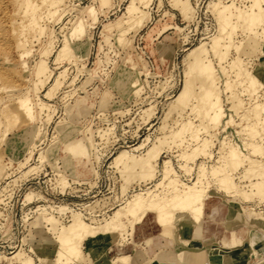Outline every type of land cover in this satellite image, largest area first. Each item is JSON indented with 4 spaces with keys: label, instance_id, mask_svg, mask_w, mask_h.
Masks as SVG:
<instances>
[{
    "label": "rangeland",
    "instance_id": "1",
    "mask_svg": "<svg viewBox=\"0 0 264 264\" xmlns=\"http://www.w3.org/2000/svg\"><path fill=\"white\" fill-rule=\"evenodd\" d=\"M130 1L108 0L102 5L100 0H65L53 14L40 4L37 24L22 27L29 22L21 12L23 0H0V264H26V259L31 264H58L54 255L58 223L69 225L76 216L96 225L116 221L115 212L137 193L146 198L147 192H159L168 199L173 176L188 184L205 182L200 217L212 223L209 231L199 240L190 239L193 218H188L187 231L181 232L172 224V233L165 235L161 233L163 226L153 220L154 213H146L135 223L131 218L107 240L102 235L96 237L94 251L105 257L100 264L119 258V252L129 257L128 252L138 248L146 251L149 261L163 257L173 262L178 254L186 253L180 258L191 264H205L207 258L209 264L220 263L217 253L233 254L242 241L247 239L249 244L251 235L258 254L253 250L250 254L264 258L260 245L264 242V194H260L264 192V143L258 160L233 171L236 189L227 191L217 181L228 172L221 161L225 148L250 152L243 145L246 118L241 114L244 108L252 109L256 101H264V71L256 93L250 94L238 84L241 76H234L231 61L241 58L251 71L261 66L258 57L262 48L243 55L235 51L234 44L249 33L246 23L236 19L226 59L219 67L211 51V38L219 22L216 4L234 2L245 12L251 1L190 0L187 7L186 0H151L147 6L138 3L140 11L126 15ZM262 6L264 14V2ZM88 7H93L99 18L77 38L71 34L72 27L81 18L92 22ZM262 28L264 23L253 30L261 32ZM66 42L68 48H64ZM202 43L210 49L224 109L218 125L209 132L201 128L197 111L201 105L197 98L206 85L200 88L198 75L189 78L186 74L198 55L195 48ZM41 60L46 69L37 78L35 71ZM225 80H234L241 100L237 112L233 100L227 99ZM190 81V96L184 105L178 96ZM22 95L30 97L34 108L30 117L15 106L16 98ZM39 101L47 104L42 110L37 106ZM6 104L19 115L17 120L2 111ZM178 131L183 132L181 138ZM204 139V154L193 161L181 157L182 151L190 153ZM152 148H158V153L152 160L155 169L151 176L141 173L140 164L129 173L123 172V163L146 158ZM121 151L124 156L118 160ZM165 161L175 168L169 178L163 177ZM217 206H222L218 217L214 216ZM42 213L52 214L55 222L41 218ZM218 221L223 222V235L203 243L205 237L216 235L213 223ZM219 239L230 240V246L220 248ZM81 244L78 261L87 257L84 247L88 252V240Z\"/></svg>",
    "mask_w": 264,
    "mask_h": 264
},
{
    "label": "bare ground",
    "instance_id": "2",
    "mask_svg": "<svg viewBox=\"0 0 264 264\" xmlns=\"http://www.w3.org/2000/svg\"><path fill=\"white\" fill-rule=\"evenodd\" d=\"M64 1L65 0H23L21 12L24 16L27 17L29 22L27 25H22V27H34L37 24V11L39 10L40 4L42 6H45L50 14H53L57 11V8ZM100 1L102 5L108 4V0ZM250 1V8L245 12L242 11L234 2L223 3L220 5L218 3L216 4L217 12L219 13V22L217 31L211 38V51L217 57L219 67L222 68V62L226 59V55L230 46L229 43L236 29V26L234 25V19L246 23V27L247 30H249V33L246 35L245 39H243L237 44H234V49L239 55H243L248 53L247 50L253 52L257 48L261 47L262 50L258 59L262 67H256L249 71L247 68L244 67V63L239 57L233 59L231 61V64L233 66L234 76H241L239 78L238 84L243 88V90H247L250 94H254L258 91L262 84L259 80V75L264 71V39L260 38V35H264V28H262L261 32H258L257 30L253 29L256 28L259 24L264 23V14H262V2L264 1ZM150 2L151 0H131L126 7L125 14H135L140 11L138 3H142L144 6H147ZM189 2L190 0L185 1L187 7L189 6ZM87 13L91 17L92 22L88 24L86 23V21H84L83 18H81L77 22V24H75L71 29V34H75L77 38H80L86 33L87 25H90L92 27L99 18L98 12L93 7H88ZM128 19L130 18L127 17L126 20ZM122 20L125 21V17H122ZM2 27L3 24L0 20V34L2 32ZM103 30H106V28ZM68 46L69 44L66 42L64 48H68ZM195 49L198 51V55L194 56L192 61L189 63L186 74L189 76V78L193 77L194 74H197L202 81L199 86L200 88H202L204 84L206 85L204 91L201 92L199 98H197V101L201 102V105L197 108V111L201 117V128H203L206 132H209L218 125L220 118L223 116L224 109L221 97L222 90L218 85L219 78L215 75L216 68L212 59L210 58V49H208L203 43L197 46ZM192 52L193 51L189 52V55L192 54ZM23 64H26L25 61L23 62ZM45 69V61L41 60L38 63V66L35 71V75L37 76V78H40L42 76ZM233 81L225 80L224 89L226 91H229L227 99L233 100L232 107L234 111L237 112L239 108H241V100L238 99V93L235 89V84L233 83ZM133 84H135V82H133ZM191 84L192 82L190 81V85L186 86L178 96L179 102L184 105L187 104L189 100ZM15 106L21 110L25 117H30L34 113V108L31 105L30 97L28 95L18 96L15 101ZM37 106L40 110H42L44 107L47 106V104L44 101H39ZM2 111L4 113H7V115L12 118V120H17L19 117L18 114H16L13 110L10 109L9 104H6ZM241 117L246 118V124L244 125L243 129L245 130L247 137L243 141V145L244 147L248 148L250 152L249 154H244L243 151L241 149H238L237 147L225 148V151L222 155L224 160L221 161L224 162V166L227 167L228 170L226 171L228 172L218 176L217 181L219 185L227 191L234 190L238 187V183L234 180L233 171L237 170L238 167L242 164H253L256 160H258L256 156L262 154V145L264 143V101H256L252 109L250 110L244 108ZM192 129L193 127H191V132L193 131ZM199 129V127H196L194 130L199 132ZM182 133V131H178L177 135L181 138ZM190 135L193 138H198V136L196 137V135L194 136V134L192 133ZM222 143L223 141L221 142V144ZM204 146H206L205 139L202 140L201 143L196 144V146L192 148V151L190 153H187L185 150L182 151L181 157L193 161L198 156L204 154ZM157 153L158 148H152L146 158H141L140 160L132 159L129 162L123 163V172L129 173L140 164L141 173H144L146 176H151L155 169L152 160H156ZM123 156L124 151H121L116 156V159L119 160ZM174 169L169 161H165L163 165V177L169 178L170 174L174 173ZM160 183L161 181H159L156 185ZM170 183L172 184L173 192L168 199H164V196H161L159 192H147L146 198L141 193H137L130 202H128L125 206L121 208V210H117L115 212L114 217L116 221H108L105 225L87 223L80 216H76L73 219L72 223H70L69 225H63V223H58L56 225V228L54 229V240L56 241V248L54 252V255L56 256L55 261L58 262V264H67L70 260L72 261L73 259L75 260L74 262H76V260L78 261L79 258L82 257L81 243L83 240H88V252L90 254L95 253L94 255L103 256V253L94 251L96 237L102 235L104 240H107L109 239V236H112L115 231L121 230L127 225L128 222H131V218L134 219L133 222L135 223L136 221L141 220V218L146 213H154V216H152V218L154 217L153 219L163 226L161 233L165 235L172 233V224L180 227L181 232L187 231L189 228L187 224L189 223L188 218H193V222L191 221L192 236L190 237V239H201L206 233V231H209V224L212 226V223L204 221V219L200 217V213L202 212L204 206L203 195L206 187L205 182H201L200 185H197V183L188 184L187 182L181 181L176 176H173L170 177ZM260 194L263 195L264 192L260 191ZM221 208L222 206L215 207L216 213L214 214V216L216 214V217L219 216L218 213L220 212L219 210ZM40 217L44 218L48 222H55L54 216L50 213L46 216H43L42 213ZM135 228L136 225L132 229L133 236ZM223 230V222L221 223L218 221L213 223V233L216 234V239L223 235ZM220 239L218 242L220 248L230 246V240L225 239L221 241ZM248 240L251 250H253V253L256 255L255 239L251 235L249 236ZM150 241V237L145 239V243L147 245ZM260 245L262 246V248H264V242ZM31 248H33L32 245ZM140 251L141 249L138 248L136 250L137 254ZM143 252L146 256V251ZM185 254L186 253H184L183 255ZM118 255L119 258L106 260L105 264H118L117 261L125 262L126 259H122L128 258L124 256L122 252H119ZM178 255L179 257L176 258L173 262H168L163 257H155L150 261L146 259V262H148V264H191L185 261L183 258H180V256L183 255ZM187 256L186 258H188ZM215 256H221L222 261L220 263L212 261L210 264H231L230 258L232 254L225 252L219 253ZM38 260H41V256L38 258ZM31 263L32 261L30 259H26V264ZM39 263L51 264L49 262L44 261H41Z\"/></svg>",
    "mask_w": 264,
    "mask_h": 264
},
{
    "label": "crops",
    "instance_id": "3",
    "mask_svg": "<svg viewBox=\"0 0 264 264\" xmlns=\"http://www.w3.org/2000/svg\"><path fill=\"white\" fill-rule=\"evenodd\" d=\"M154 220V219H153ZM159 232V228H157V232ZM192 235V233L190 234ZM228 235H231V232L229 231ZM178 236V235H177ZM210 237H213L210 239ZM216 238L215 235L207 236L204 238L203 243H209L211 242L210 240H213ZM83 250L86 252L87 257H84L82 261L74 262V264H100L103 262L105 257H93L92 254L88 253L86 251V247L83 248ZM250 245L247 242V239L239 243L238 249L236 252H234L230 258V263L231 264H264V258H254L252 254H250ZM129 257L126 259V261H117L119 264H144L147 257L145 256L142 248L141 251L137 254L135 252V249H131L129 252ZM219 254V253H218ZM216 254V255H218ZM258 254V253H256ZM112 256V254H110ZM114 255V254H113ZM142 258V259H141ZM221 259V258H218ZM142 260V261H141ZM208 262L205 264H209L210 258H207ZM249 260H251L249 262Z\"/></svg>",
    "mask_w": 264,
    "mask_h": 264
}]
</instances>
